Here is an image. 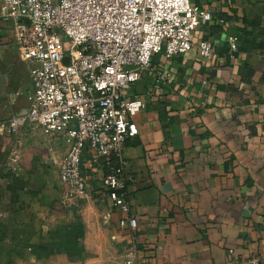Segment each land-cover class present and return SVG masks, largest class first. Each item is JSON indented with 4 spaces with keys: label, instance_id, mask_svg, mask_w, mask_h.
Returning <instances> with one entry per match:
<instances>
[{
    "label": "crops",
    "instance_id": "crops-1",
    "mask_svg": "<svg viewBox=\"0 0 264 264\" xmlns=\"http://www.w3.org/2000/svg\"><path fill=\"white\" fill-rule=\"evenodd\" d=\"M192 1L213 13L194 41L212 38L215 54L156 56L130 92L146 107L124 149L128 215L138 219L148 264H248L253 254L264 264V0ZM158 70L172 81L158 82ZM31 95L30 65L13 28L0 24V124L28 111ZM68 148L61 135L0 126V264H124L125 214L90 156L87 198L60 182Z\"/></svg>",
    "mask_w": 264,
    "mask_h": 264
},
{
    "label": "built area",
    "instance_id": "built-area-1",
    "mask_svg": "<svg viewBox=\"0 0 264 264\" xmlns=\"http://www.w3.org/2000/svg\"><path fill=\"white\" fill-rule=\"evenodd\" d=\"M213 20L209 9L192 0H0V24L13 28L32 80L28 111L0 126L8 133L37 126L63 136L69 148L59 179L77 197L89 196L84 160L91 157L112 205L125 214L120 226L132 231L124 264H148L138 219L128 215L124 156L127 142L138 135L133 117L146 102L130 92L154 70L156 56L168 61L196 47L212 59L214 40L194 39ZM227 40L234 57L240 39L235 34ZM156 77L172 81L168 71L158 70ZM248 264L261 259L253 254Z\"/></svg>",
    "mask_w": 264,
    "mask_h": 264
},
{
    "label": "trees",
    "instance_id": "trees-1",
    "mask_svg": "<svg viewBox=\"0 0 264 264\" xmlns=\"http://www.w3.org/2000/svg\"><path fill=\"white\" fill-rule=\"evenodd\" d=\"M238 37H239V35H238ZM240 38L241 37H239V39ZM240 47L241 46L239 45V49H240ZM244 69H245V75L247 77H249V78H252L255 75V73H256V70L255 69L249 68L248 66L244 67ZM263 76H264V69L262 70V74H261V77H260V82L264 81Z\"/></svg>",
    "mask_w": 264,
    "mask_h": 264
},
{
    "label": "rangeland",
    "instance_id": "rangeland-1",
    "mask_svg": "<svg viewBox=\"0 0 264 264\" xmlns=\"http://www.w3.org/2000/svg\"><path fill=\"white\" fill-rule=\"evenodd\" d=\"M30 104H31V99H30ZM32 127H34V129L36 128V129H40L41 130V128H39L37 126H32Z\"/></svg>",
    "mask_w": 264,
    "mask_h": 264
},
{
    "label": "water",
    "instance_id": "water-1",
    "mask_svg": "<svg viewBox=\"0 0 264 264\" xmlns=\"http://www.w3.org/2000/svg\"><path fill=\"white\" fill-rule=\"evenodd\" d=\"M68 61V59H65V63Z\"/></svg>",
    "mask_w": 264,
    "mask_h": 264
}]
</instances>
